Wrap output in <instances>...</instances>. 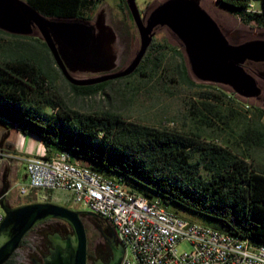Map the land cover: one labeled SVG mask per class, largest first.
I'll list each match as a JSON object with an SVG mask.
<instances>
[{
	"label": "trees",
	"instance_id": "1",
	"mask_svg": "<svg viewBox=\"0 0 264 264\" xmlns=\"http://www.w3.org/2000/svg\"><path fill=\"white\" fill-rule=\"evenodd\" d=\"M24 1L47 18L87 20L85 12L102 0ZM251 1L256 12L248 10ZM121 2L131 19L125 0ZM215 2L243 25L264 28V0ZM28 41L35 42L44 57L28 50ZM167 48L166 43L153 41L143 62L152 57L151 51ZM180 66L188 81L183 62ZM143 67L140 64L131 76L141 73ZM54 80L50 52L41 39L0 30L1 122L35 137L46 157L66 152L92 171L123 182L148 199L157 198L176 214L177 209L182 210L216 230L264 246V170L252 157L254 149L264 147L263 123L245 122L234 129L232 119L219 118L224 125L219 130L229 129L234 139L221 144L207 141L199 133L149 127L110 112L80 113L66 106ZM110 82L68 85L76 96L87 97ZM203 106L211 112L208 105ZM263 115L264 111L258 112L260 120ZM200 123L218 130L204 116ZM24 244L23 239L21 246ZM12 258L5 264H11Z\"/></svg>",
	"mask_w": 264,
	"mask_h": 264
},
{
	"label": "water",
	"instance_id": "2",
	"mask_svg": "<svg viewBox=\"0 0 264 264\" xmlns=\"http://www.w3.org/2000/svg\"><path fill=\"white\" fill-rule=\"evenodd\" d=\"M199 0H166L142 18L135 0H125L136 27L140 47L129 65L113 72L114 34L100 15L95 24L87 20L47 18L24 0H0V30L16 36L38 34L47 46L55 65L73 86L85 87L131 76L141 64L158 29H168L181 43L193 76L204 83L229 87L243 99H259L256 79L245 72L248 62L264 63V40L232 45L214 20L199 6ZM98 31V33L96 32ZM106 73L78 79L74 72ZM0 127L8 129L0 121ZM5 172L0 189V264L7 263L20 248L25 236L41 223L56 220L71 229H53L44 237L47 253L33 264H120L124 247L112 228L97 226L103 246L88 256L87 234L82 219L94 216L51 202H34L11 207L7 201L10 183ZM27 178V177H26Z\"/></svg>",
	"mask_w": 264,
	"mask_h": 264
},
{
	"label": "rangeland",
	"instance_id": "3",
	"mask_svg": "<svg viewBox=\"0 0 264 264\" xmlns=\"http://www.w3.org/2000/svg\"><path fill=\"white\" fill-rule=\"evenodd\" d=\"M164 1L166 0H135V3L142 18H145L152 9ZM117 2L118 0H102L100 4L85 12V17L91 24H95L98 17L102 15L105 25L114 34L115 40L112 45L115 58L113 72L126 68L140 47L138 32L133 21L129 18L126 11L123 12L116 7ZM198 4L219 28L222 24L233 40L221 30L230 43L235 44L245 40L263 39L264 28H250L243 25L238 19L226 12L215 0H199ZM96 32L98 33V31ZM28 38L40 39L37 33ZM153 41L159 44L166 43L169 49L151 51L152 57L145 62L143 60L141 62L144 66L141 73L113 80L97 94L87 97L76 96L70 90L68 82L62 76L50 54L55 86L63 97L66 106L85 114L97 112L118 114L125 120L149 127L177 129L185 133L195 132L199 133L207 141L217 140L221 144L225 143L226 140L233 143L234 139L229 129L219 130L224 128V125L218 120L219 118L232 119L230 120L232 121L231 127L234 129L236 124L240 126L245 122L264 123V118L261 120L258 118V112L264 111V105L260 102L258 103V99H243L234 94L227 86L204 83L197 80L190 71L181 43L168 29H158ZM26 46L31 52H36L37 55L44 57L43 51L35 42L28 41ZM160 55L162 58L159 62L156 57L160 58ZM182 62L186 68L188 81L181 74L180 65ZM154 63H158V66L156 67ZM72 76L78 79H85L96 77L97 74L77 71L72 73ZM204 104L209 106L212 113L204 108ZM256 109L259 111H256ZM46 111L48 113L52 112L50 109ZM203 116L218 126V130L201 124L200 120ZM42 149L44 150V147ZM252 157L254 163L264 170V147L254 149ZM9 160L7 159L4 162L0 159V189L2 187V172ZM13 164L15 165V163ZM18 168V175L10 178L8 202L11 205L29 201L51 202L61 204L77 212H88L81 206L70 202L68 194L65 192L55 191L49 193L28 190L26 195H21L20 188L27 185V179H24L26 173L22 163L18 164ZM43 198H45L44 201ZM177 212L186 219L202 223L196 218L194 219V217L191 218V215L187 212L186 216L182 214V210L177 209ZM87 218H93V216H87ZM83 219L87 240L89 241L88 250L92 253L98 238H100V241L102 240L97 226L100 225L102 229L111 227L101 218H96V222L99 225L88 223ZM58 222L60 223L59 229H65L68 233H71L68 225ZM42 224L36 226L24 238L25 244L17 250L11 264H29V255H36L37 251L34 248L41 243V240L44 242L47 232L53 230L51 228L46 229V225L43 227ZM48 225L53 224L49 223ZM41 231L44 232L41 233ZM190 249L187 243H181L177 246L178 253H183Z\"/></svg>",
	"mask_w": 264,
	"mask_h": 264
},
{
	"label": "built area",
	"instance_id": "4",
	"mask_svg": "<svg viewBox=\"0 0 264 264\" xmlns=\"http://www.w3.org/2000/svg\"><path fill=\"white\" fill-rule=\"evenodd\" d=\"M248 10L256 12L254 2ZM28 190L68 194V200L105 220L124 247L120 264H264V246L189 220L127 184L69 160L66 152L24 160ZM45 198H43L44 201ZM4 213L0 209V226ZM187 243L189 251L178 253Z\"/></svg>",
	"mask_w": 264,
	"mask_h": 264
},
{
	"label": "crops",
	"instance_id": "5",
	"mask_svg": "<svg viewBox=\"0 0 264 264\" xmlns=\"http://www.w3.org/2000/svg\"><path fill=\"white\" fill-rule=\"evenodd\" d=\"M116 7L119 10L124 12L123 3L121 2V0H118V2L116 3ZM263 118H264V115L262 119ZM5 125L7 126L8 129L0 127V149H1L0 159L3 160L4 162H6L7 159L8 160L10 159L7 165L4 166V169L2 172V176L4 175L5 172L7 173L8 175L7 180L10 183L11 182L10 178L17 176L19 173L18 164L22 163L24 172L26 173L24 160L28 158L30 155L46 156V151L45 149L44 150L42 149L43 145L35 137L24 136L20 134L19 132H17L10 124H5ZM13 163H15V165ZM26 177L27 176L25 175L24 179H27ZM6 197H8V194ZM28 203H34V202L29 201V202L15 204V205H11L10 203L9 204L11 207H16V206L28 204ZM55 204H58V203H55ZM58 205H61V204H58ZM182 214L184 216L187 215V213H184V212H182ZM190 217L193 218L192 216Z\"/></svg>",
	"mask_w": 264,
	"mask_h": 264
},
{
	"label": "flooded vegetation",
	"instance_id": "6",
	"mask_svg": "<svg viewBox=\"0 0 264 264\" xmlns=\"http://www.w3.org/2000/svg\"><path fill=\"white\" fill-rule=\"evenodd\" d=\"M220 29L223 32H225L226 35L232 40V38L228 35V33L223 28L222 24L220 25ZM263 39H264V37H263ZM263 39H255V40H263ZM248 41H252V40H245V41H242L241 43H235V44L234 43H230L229 41L228 42L230 44H232V45H239V44H242V43H245V42H248ZM243 69L245 70V72H247L248 74H250L251 76H253L256 79L257 85L262 91L261 96L258 99V103L260 102L261 104L264 105V63H255V62L248 61V62H246L243 65ZM104 74H106V73H100V74H97V76H101V75H104ZM7 199H8V197H7ZM96 218H100V217H98V216H96V217L93 216V218H87L86 217L83 220L87 221L88 223H91V224H98L96 222ZM49 223H52L53 225H48ZM42 225H43V227L46 225V229H49V228H51V229H59L60 228V223L58 221H56V220H50V221H48V223L44 222ZM43 232L44 231H41V233H43ZM88 242L89 241L87 240V244H88ZM100 245L103 246V248L105 250L109 251V249H107L104 246L105 245L104 240L102 239L100 241V238H98V240L95 242V247H94L93 252L92 253L90 252L91 255L88 254V256L93 257L94 253H95V249L97 247H100ZM34 249L37 251V253H36V255H29V259H30L29 264H33L35 261L42 260V254H46L47 253V248L45 247V244H44L43 240H41V243L39 245H37ZM88 249H89V247H88ZM88 252H89V250H88Z\"/></svg>",
	"mask_w": 264,
	"mask_h": 264
},
{
	"label": "bare ground",
	"instance_id": "7",
	"mask_svg": "<svg viewBox=\"0 0 264 264\" xmlns=\"http://www.w3.org/2000/svg\"><path fill=\"white\" fill-rule=\"evenodd\" d=\"M67 157H68L69 160H73L68 153H67Z\"/></svg>",
	"mask_w": 264,
	"mask_h": 264
}]
</instances>
